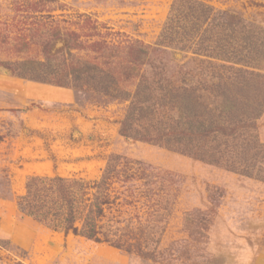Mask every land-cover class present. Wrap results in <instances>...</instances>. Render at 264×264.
I'll return each mask as SVG.
<instances>
[{"label": "rangeland", "instance_id": "obj_1", "mask_svg": "<svg viewBox=\"0 0 264 264\" xmlns=\"http://www.w3.org/2000/svg\"><path fill=\"white\" fill-rule=\"evenodd\" d=\"M17 1L26 0H0V28L13 23ZM174 1L57 0L62 8L52 15L63 28L81 30L85 16L109 33L107 40L153 45ZM199 1L264 29V0ZM190 56L176 53L173 61ZM0 57L14 52L0 50ZM125 109L126 103L93 102L72 89L0 70V239L7 243L0 247V264H264V183L150 143L125 141L118 133ZM256 123L264 143V114ZM110 155L127 160L123 170L131 178L113 183L104 221L129 235L145 226V248L154 258L50 231L18 208L27 178L94 181Z\"/></svg>", "mask_w": 264, "mask_h": 264}, {"label": "trees", "instance_id": "obj_2", "mask_svg": "<svg viewBox=\"0 0 264 264\" xmlns=\"http://www.w3.org/2000/svg\"><path fill=\"white\" fill-rule=\"evenodd\" d=\"M14 6L13 23L0 28V50L14 57H0V70L72 89L93 102L126 103L118 129L125 141L150 143L264 183V143L256 123L264 114L263 28L199 0H175L158 40L145 45L107 40L109 33L85 16L81 30L61 27L52 15L62 8L57 0ZM181 52L191 56L175 63L173 54ZM126 162L110 155L94 181L31 176L18 208L50 231L154 258L145 248V226L129 235L104 221L113 183L131 178ZM6 244L0 239V247Z\"/></svg>", "mask_w": 264, "mask_h": 264}]
</instances>
